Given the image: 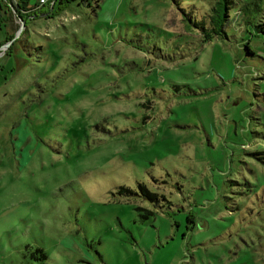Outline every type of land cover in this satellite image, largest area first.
I'll return each instance as SVG.
<instances>
[{
  "label": "rangeland",
  "instance_id": "1",
  "mask_svg": "<svg viewBox=\"0 0 264 264\" xmlns=\"http://www.w3.org/2000/svg\"><path fill=\"white\" fill-rule=\"evenodd\" d=\"M3 2L0 264H264V0Z\"/></svg>",
  "mask_w": 264,
  "mask_h": 264
},
{
  "label": "trees",
  "instance_id": "2",
  "mask_svg": "<svg viewBox=\"0 0 264 264\" xmlns=\"http://www.w3.org/2000/svg\"><path fill=\"white\" fill-rule=\"evenodd\" d=\"M8 1L10 5L13 4L12 6L15 8L16 14L20 16L21 18H25L27 17L29 13H34V12H36V14H33V15H38V14H41V12H45L46 16H49L52 12L59 11L61 7L64 4H66V2L71 1V0H48V1L43 0L42 2H45V3L41 4L37 9H35L34 7L28 6L27 0H15V1L8 0ZM79 1H82V0H78V2ZM3 3H4L3 0H0V8L4 6ZM29 9H32L33 11L30 12ZM225 15L223 16V18L220 17V22L217 21L215 18H211V19L209 18L208 27L206 26V24H202V25L197 24V23L194 24L195 26L198 27V30L200 31V34L202 36V40L210 39L211 36L222 33L223 29L221 26H222V20H224ZM245 46L247 48V45Z\"/></svg>",
  "mask_w": 264,
  "mask_h": 264
},
{
  "label": "crops",
  "instance_id": "3",
  "mask_svg": "<svg viewBox=\"0 0 264 264\" xmlns=\"http://www.w3.org/2000/svg\"><path fill=\"white\" fill-rule=\"evenodd\" d=\"M12 1H15V0H12ZM45 1H48V0H45ZM43 3H45V2H42L41 0H37V2H36V4H32V5H30V4H28L27 3V5L28 6H30V7H34V8H38L41 4H43ZM44 6V5H43ZM3 8V7H2ZM3 14H4V12H6L4 9H3ZM43 13V12H42ZM38 14L39 16L40 15H43V14ZM2 14V15H3ZM3 24H2V27H0V42H2V41H4V37H6L7 36V33L9 32L8 31V28H7V26L10 28V22H9V20H8V17H3ZM8 23V24H7Z\"/></svg>",
  "mask_w": 264,
  "mask_h": 264
},
{
  "label": "water",
  "instance_id": "4",
  "mask_svg": "<svg viewBox=\"0 0 264 264\" xmlns=\"http://www.w3.org/2000/svg\"><path fill=\"white\" fill-rule=\"evenodd\" d=\"M18 18H20V23H21V26H22L24 21H23V19L20 16H18ZM18 30H19V28H18ZM18 30H17L16 33H18ZM11 40H12V38L8 39L7 41H5V43L2 44V46H6V44L8 42H10Z\"/></svg>",
  "mask_w": 264,
  "mask_h": 264
},
{
  "label": "built area",
  "instance_id": "5",
  "mask_svg": "<svg viewBox=\"0 0 264 264\" xmlns=\"http://www.w3.org/2000/svg\"><path fill=\"white\" fill-rule=\"evenodd\" d=\"M41 1H43V0H41Z\"/></svg>",
  "mask_w": 264,
  "mask_h": 264
}]
</instances>
